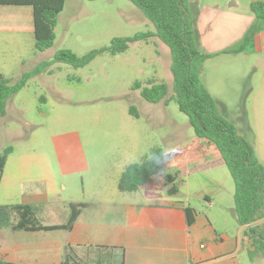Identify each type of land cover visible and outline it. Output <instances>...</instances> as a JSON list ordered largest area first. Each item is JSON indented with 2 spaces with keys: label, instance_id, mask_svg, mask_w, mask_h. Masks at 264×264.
<instances>
[{
  "label": "rangeland",
  "instance_id": "374dc122",
  "mask_svg": "<svg viewBox=\"0 0 264 264\" xmlns=\"http://www.w3.org/2000/svg\"><path fill=\"white\" fill-rule=\"evenodd\" d=\"M223 3L187 0L198 49L215 55L204 62L201 82L217 95L224 117L251 143L264 166V74L259 69L263 58L255 56L248 69L233 70L232 65L247 62L238 61L242 55L232 52L238 46L233 39L217 37L216 29L221 27L223 32L227 23L213 18L210 26L201 24V31L195 24V16L204 5ZM146 32H154V27L129 0H66L57 17L53 45L38 52L31 8L0 6V75L16 83L38 64L52 61L59 51L82 57L109 48L115 38ZM170 66V51L157 38L130 43L126 51L116 55L105 51L83 68L54 63L8 100L6 113L0 116V145L12 147L15 154L45 153L53 163L54 145L75 139L80 151L72 152V157L80 153L86 169L57 179V197L63 205L88 200L102 190L119 192L118 179L128 165L143 161L152 149H162L170 161H178L176 150L190 145L195 137L173 96ZM148 82L167 85L166 105L163 101L148 103L141 90L132 89L135 83L144 87ZM196 163L181 168L175 199L199 213L233 205L234 183L224 163L212 162L211 157H205L203 164ZM117 197L115 200L122 198V202L142 201L140 193H119ZM63 205L38 208L36 216L45 225L63 223ZM242 264H264V258H251L247 252Z\"/></svg>",
  "mask_w": 264,
  "mask_h": 264
},
{
  "label": "crops",
  "instance_id": "0c3cea01",
  "mask_svg": "<svg viewBox=\"0 0 264 264\" xmlns=\"http://www.w3.org/2000/svg\"><path fill=\"white\" fill-rule=\"evenodd\" d=\"M223 1L222 6L204 5L202 8L206 10L201 8L198 11L195 16L197 30L201 29V24L210 26L212 19L218 17L217 22L227 24L223 32L221 27L216 29L217 37L233 39L238 44L236 49L251 34L245 49L234 53L242 55L238 61L247 63L234 64L232 69L238 72L248 69L251 59L259 56L263 58L259 69L264 74V20L261 24L257 22L260 20L250 10L251 3L264 0ZM28 30H31L30 26ZM211 84L217 88L215 82ZM203 85L217 100V95ZM6 147L1 144L0 152ZM74 151H80L75 139L66 144L56 143V158L51 163L45 153L15 154L13 150L0 172V205H27L35 210L63 205L62 199L57 197V179L86 169L80 153L72 157ZM61 187L66 190L65 186ZM119 193L123 192L102 190L88 200L63 205L65 221L46 226L64 224L69 203L85 204L70 231L0 230V260L14 264H61L65 248L71 247L76 263L242 264V257L252 249L246 235L248 227L237 222L234 204L222 205L213 213L212 210L206 213L195 211V222L187 227L186 205L175 197H167L162 192L138 191L134 193H140L142 201L129 203L122 202V198L115 200Z\"/></svg>",
  "mask_w": 264,
  "mask_h": 264
},
{
  "label": "trees",
  "instance_id": "16d2710c",
  "mask_svg": "<svg viewBox=\"0 0 264 264\" xmlns=\"http://www.w3.org/2000/svg\"><path fill=\"white\" fill-rule=\"evenodd\" d=\"M66 0H0V6H29L31 8L34 47L38 52L51 48L58 15L63 11ZM94 1V0H87ZM138 8L154 27V32L139 33L133 37L115 38L109 48L93 50L77 57L68 50L59 51L50 62L38 64L32 71L24 73L16 83L0 75V116L6 113V104L33 76L54 63L73 68L87 66L97 55L107 51L111 55L122 53L128 44L157 38L168 47L171 55L170 72L173 76L172 92L179 111L189 121L194 132L191 144L176 150L178 161H170L169 154L162 149H152L149 156L139 163L128 165L118 179V190L123 193L162 192L167 197H177V179L185 164H203L205 157L212 162H223L234 183V213L241 226H247V237L252 249L249 257L264 258V166L258 161L254 148L241 136L235 124L223 115L219 102L207 91L200 74L204 62L214 57L202 53L196 42L194 20L187 0H129ZM250 10L259 20H264V2H253ZM248 34L241 46L232 51L242 52L249 44ZM133 90H141V97L148 103L166 105L168 87L165 84L148 82L141 87L135 83ZM132 111V110H131ZM12 147L0 152V172L5 167ZM173 170L174 173H168ZM85 207L82 203H69L68 216L62 225H43L36 216L35 208L27 205H0V230L11 231H70ZM187 227L196 219L194 209L184 207ZM72 248L66 247L61 264H98L80 262L72 258ZM0 264H14L0 260Z\"/></svg>",
  "mask_w": 264,
  "mask_h": 264
}]
</instances>
